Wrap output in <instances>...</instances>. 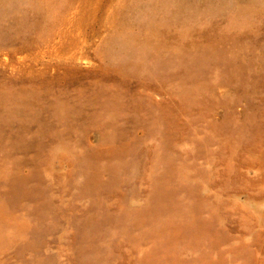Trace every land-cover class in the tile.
<instances>
[{
	"label": "rangeland",
	"instance_id": "obj_1",
	"mask_svg": "<svg viewBox=\"0 0 264 264\" xmlns=\"http://www.w3.org/2000/svg\"><path fill=\"white\" fill-rule=\"evenodd\" d=\"M0 264H264V0H0Z\"/></svg>",
	"mask_w": 264,
	"mask_h": 264
}]
</instances>
